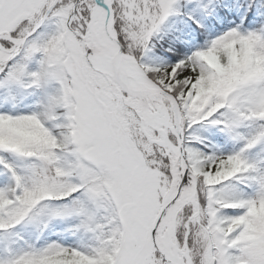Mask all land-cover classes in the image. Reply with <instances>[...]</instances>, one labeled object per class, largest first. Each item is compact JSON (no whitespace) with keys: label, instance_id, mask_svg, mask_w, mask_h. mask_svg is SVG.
<instances>
[{"label":"snow or ice","instance_id":"6c2138e0","mask_svg":"<svg viewBox=\"0 0 264 264\" xmlns=\"http://www.w3.org/2000/svg\"><path fill=\"white\" fill-rule=\"evenodd\" d=\"M0 264H264V0H0Z\"/></svg>","mask_w":264,"mask_h":264}]
</instances>
